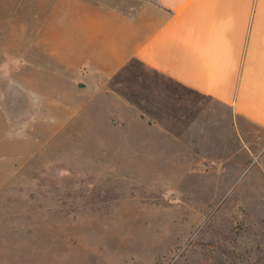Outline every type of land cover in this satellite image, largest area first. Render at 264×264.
I'll return each mask as SVG.
<instances>
[{
	"label": "rangeland",
	"instance_id": "rangeland-1",
	"mask_svg": "<svg viewBox=\"0 0 264 264\" xmlns=\"http://www.w3.org/2000/svg\"><path fill=\"white\" fill-rule=\"evenodd\" d=\"M23 9L0 0V264H264V132H129L41 70Z\"/></svg>",
	"mask_w": 264,
	"mask_h": 264
},
{
	"label": "crops",
	"instance_id": "crops-1",
	"mask_svg": "<svg viewBox=\"0 0 264 264\" xmlns=\"http://www.w3.org/2000/svg\"><path fill=\"white\" fill-rule=\"evenodd\" d=\"M31 3L24 45L41 70L63 94L110 96L129 132L227 151L233 125L264 132V0Z\"/></svg>",
	"mask_w": 264,
	"mask_h": 264
}]
</instances>
